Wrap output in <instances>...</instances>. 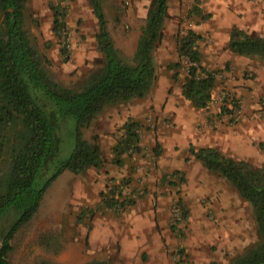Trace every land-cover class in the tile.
Wrapping results in <instances>:
<instances>
[{"label": "rangeland", "instance_id": "374dc122", "mask_svg": "<svg viewBox=\"0 0 264 264\" xmlns=\"http://www.w3.org/2000/svg\"><path fill=\"white\" fill-rule=\"evenodd\" d=\"M120 1L119 11L113 6L111 8L114 15L121 10L127 14L131 8V1ZM85 2L91 18L86 17L84 0H29L26 7V28L33 45L44 57L46 70L52 79L72 89L83 87L91 74L104 66V57L97 45L98 21L89 0ZM52 6H61L64 10L67 22L66 42L69 48L66 54H62L64 43L61 44L60 38L53 30ZM150 6L151 4L147 7V14ZM191 11V9L183 11L171 35L169 47L163 43L167 46L164 51L162 46L155 49L156 83L160 69L164 66L172 76L178 73L177 79L172 77L175 84L182 87L185 81L187 75L185 63L181 62V66L175 69L170 66L180 61L178 35H182L179 32L192 28V23L195 22ZM147 18L148 15L140 29V38ZM114 21L116 24L113 25V32L117 37L121 36L122 30L125 31L123 36L127 39L135 33V25L129 24V21L126 23L121 19ZM86 27L91 31L85 34L83 29ZM138 44L115 43V46L123 58L131 60ZM199 48L201 51L202 43ZM168 55L173 57H167ZM232 56L228 58L229 61L225 60L222 66H206L216 78L213 101L220 111L223 110L228 116L230 123L231 113L241 105L244 115L240 121L250 119L247 117L249 105L244 104L245 97L239 95L236 89L238 85L232 86L227 83V87L222 86L224 80L227 81V76L233 83L241 80ZM167 58L169 62L164 64ZM248 74L243 73L245 80L252 79ZM223 92L228 93L230 101L228 104L233 103L231 108L225 105V101L220 102ZM257 98L259 104L257 102V109L254 112H258L255 120L261 123L260 126L256 124L261 133L252 136L251 144L254 151L250 153V159L235 157L248 161L255 168H261L264 166V88ZM118 104L106 105L99 115L106 109L121 106ZM98 116L90 126L82 130L83 137L90 143H98L101 146V166L107 169L114 165L115 172L120 168L122 177L116 178L112 175L99 177L95 182L96 186L108 191V186L125 180L128 183L124 189L125 193L136 198L137 203L125 210L105 207L101 201V193L93 184L94 177L65 170L48 187L38 212L27 224L19 227L21 214L15 208L0 215V248L8 235L10 233L13 235L10 240L12 249L9 253L11 264H36L40 259H47L56 264H86L93 259L103 260L109 264H209L212 261L227 264L258 241L259 234L252 205L240 194V199L230 197V203L227 204L229 196L223 197L220 194L229 192L228 183L237 190L228 180L224 178V181L221 179L223 177L212 172V181L210 180L212 184L207 189L205 180L197 183L185 177L182 170L166 171V168H162L161 155H164L165 149L154 132H161L162 127L158 123L160 115L156 109H150L144 119H135L140 122L141 142L145 143L142 146L140 142L138 152L124 154L119 168L113 160L114 146L108 145L109 138L99 132L102 131L100 129L102 125L97 120ZM121 127L114 133L119 136L116 137L117 143L121 138ZM76 128L74 118L61 121L57 132L59 140L56 155L43 175L44 180L51 177L61 162L70 157L76 143ZM101 166L97 167L99 172L103 169H100ZM178 171L181 173L177 174ZM193 171L198 173V170ZM107 173L110 174L111 171L108 170ZM213 190H219L217 194L223 198L216 196L215 192L212 193ZM180 197L184 199L188 211L187 219L183 216V209L177 204ZM175 208L178 209V215Z\"/></svg>", "mask_w": 264, "mask_h": 264}, {"label": "trees", "instance_id": "16d2710c", "mask_svg": "<svg viewBox=\"0 0 264 264\" xmlns=\"http://www.w3.org/2000/svg\"><path fill=\"white\" fill-rule=\"evenodd\" d=\"M28 1L0 0V215L12 208L19 210V227L34 217L48 187L65 170L80 174L101 166V146L86 140L82 130L92 124L106 105L143 98L151 92L157 79L154 52L163 38L168 12V0H153L138 47L128 60L121 56L109 31L104 0H89L98 21L97 45L104 66L91 74L83 87L72 89L51 78L44 57L33 45L26 28ZM52 9L53 30L64 43L62 54H66L69 48L64 10L61 6ZM196 11L193 8L191 12ZM178 38L180 61L170 68H178L184 59L188 61L183 95L193 107L206 109L213 102L216 78L202 64V37L190 28ZM228 48L235 54L264 61V35L234 28ZM173 77L177 79L178 73ZM68 118L76 121L75 147L56 172L44 180L58 148L60 123ZM121 129V138L113 147V160L118 165L124 154L138 152L141 142L139 121L130 119ZM189 151L210 172L228 180L253 207L259 239L227 264H264V166L255 168L248 161L214 147L190 146ZM127 184L123 180L108 186V191L101 193L103 206L116 210L134 206L137 199L125 193ZM177 204L187 219L184 199L178 198ZM12 238L10 233L0 248V264H11ZM36 264L56 263L40 259ZM86 264L109 263L93 259Z\"/></svg>", "mask_w": 264, "mask_h": 264}, {"label": "crops", "instance_id": "0c3cea01", "mask_svg": "<svg viewBox=\"0 0 264 264\" xmlns=\"http://www.w3.org/2000/svg\"><path fill=\"white\" fill-rule=\"evenodd\" d=\"M85 1L87 0H84L86 17L91 18L88 15L87 2ZM127 1H131V8L127 14H124L122 10L115 15L112 13V6L117 11L121 9L120 0H104L103 3L108 28L116 45L127 43L131 45L138 44L140 29L148 15L147 7L153 2V0ZM193 8L198 9V12L193 13L195 22L192 23V29L202 37V41L200 42L202 43V64L210 67L214 65L222 66L225 60L229 61L228 58L233 55V59H230L236 64L237 67L235 68L239 71L241 80L233 83L230 79L228 80L227 76V81L224 80L222 86L227 87V83L232 86L238 85L236 89L239 95L242 94L246 98H244V104L248 103L249 105L247 117L250 119H244L238 124L234 123V125L230 123L228 116L222 110L220 111V108L214 101L206 109L193 107L190 101L183 95V87L174 83L171 72L166 71V67L164 66L160 69L159 78L150 95L143 98H135L127 102V104L119 103L118 105L121 106L106 109L103 114L98 116L97 120L102 125L100 127L102 131H99L100 134L108 137V145L113 147L117 143L116 137H119L114 134L118 128L130 119H144L150 109H156L160 115L158 123L162 127L161 132H154L158 135L159 141L165 149L164 155H161L162 168H166V171L182 170L185 177L197 183H201L200 180H205V187L208 189L212 184L211 177L214 173L211 174L212 172L201 161L195 159L190 154V146H195L196 148L214 147L234 157L250 159V155L254 151V146L251 144L253 143L252 136L261 133L256 126V124L260 126L259 124L261 123L255 120L258 117V112H254V110L257 109V102L259 104L257 96L260 95L264 88V63L259 59H251L235 54L228 46L234 28L243 29L250 34L264 35V2L259 0H168V12L162 31L163 38L157 45V48L162 46L164 51L167 46L163 45V43L169 47L171 35L175 31V27L178 25L183 11L185 9L192 10ZM115 19H121L124 23L129 21V24L135 25V33H132L130 38L127 39L123 36L125 31L122 30L120 32L121 36L117 37L113 32L116 24L114 23ZM90 31L89 27L83 29L85 34ZM166 54H168L167 50ZM167 57L171 58L173 56L168 55ZM168 62L169 58L166 59L164 64ZM244 72L245 74L249 73L248 75L252 76V79L245 80L243 77ZM245 86L248 88H245ZM165 120L167 121V125L164 123ZM222 122L225 123L221 124ZM122 133V129H120V134L122 135ZM153 135L152 138H154ZM144 143L141 142V145L143 146ZM124 157L125 155L122 156V160ZM115 165L116 167H120L122 163L121 165ZM102 168L103 165L100 169ZM108 170L111 171L110 174L107 173ZM115 170L114 165L111 168H103L100 172L97 167H92L79 175L88 174V177L89 175L94 177L92 181L96 186L95 182L99 177L105 178L107 175H112L116 178L118 176L121 178V169H117L116 172ZM193 170H198V173H194ZM221 179L225 181L224 178ZM100 184L102 185L101 181ZM228 185L230 187L229 192L220 193L223 197L229 196L227 204L230 203V197L236 200L240 199L237 190L229 183ZM96 189L100 193L105 191V189H100L98 186H96ZM209 190L211 192V189ZM217 192L219 190L212 191L216 196L218 195ZM220 194L218 196L223 198ZM231 206L232 204H230Z\"/></svg>", "mask_w": 264, "mask_h": 264}, {"label": "built area", "instance_id": "2783aa9c", "mask_svg": "<svg viewBox=\"0 0 264 264\" xmlns=\"http://www.w3.org/2000/svg\"><path fill=\"white\" fill-rule=\"evenodd\" d=\"M259 1L264 2V0H259ZM186 31L187 30H181V35L183 36L186 33ZM183 62L185 63L184 65H185V69H186V72H187V69L189 67V63H188V61L186 59H184ZM224 101L226 102L225 105L231 108V105H233V103L232 104H228V102H230V101H228V93H226V92H223L222 96H220V102L223 103ZM243 115H244V110L242 109V105H241V107L239 109L236 108V109H234L233 113H231L230 116L232 118L231 119L232 123L239 122ZM175 211H176V215H178V213H177L178 209L177 208H175Z\"/></svg>", "mask_w": 264, "mask_h": 264}]
</instances>
